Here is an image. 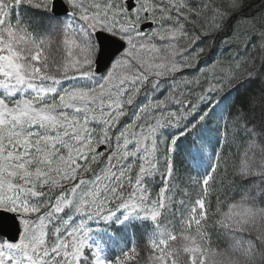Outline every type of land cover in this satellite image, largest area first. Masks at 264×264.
Listing matches in <instances>:
<instances>
[{
    "label": "snow or ice",
    "instance_id": "obj_1",
    "mask_svg": "<svg viewBox=\"0 0 264 264\" xmlns=\"http://www.w3.org/2000/svg\"><path fill=\"white\" fill-rule=\"evenodd\" d=\"M131 214L146 257L89 243ZM142 261L264 264V0H0V264Z\"/></svg>",
    "mask_w": 264,
    "mask_h": 264
},
{
    "label": "trees",
    "instance_id": "obj_2",
    "mask_svg": "<svg viewBox=\"0 0 264 264\" xmlns=\"http://www.w3.org/2000/svg\"><path fill=\"white\" fill-rule=\"evenodd\" d=\"M24 19L31 25L34 31L45 32L48 29L49 20L39 10L29 11L25 14ZM165 131L167 132L168 130ZM198 135L208 143L209 150L207 154L198 156L195 167H192L191 161L193 137L189 136L187 138H182L176 153L177 166L182 169H186L188 166L192 167V170L194 171L192 172L193 175H203L209 170L217 138L216 129L211 121L199 130ZM158 183V178H156L152 186L153 189L159 186ZM224 191L228 198L240 200L245 189L225 187ZM103 225L106 226V228L99 236H101L102 242L105 244L106 257L111 258L119 255L126 250V248L131 247L134 244L138 247V250H141L142 256H147L145 247L148 237L153 234L154 225L152 221L135 220L124 225H117L116 223ZM210 233L213 247H216L219 250H224L230 247L231 239L229 237H226L217 229H210ZM141 264H143V261Z\"/></svg>",
    "mask_w": 264,
    "mask_h": 264
},
{
    "label": "rangeland",
    "instance_id": "obj_3",
    "mask_svg": "<svg viewBox=\"0 0 264 264\" xmlns=\"http://www.w3.org/2000/svg\"><path fill=\"white\" fill-rule=\"evenodd\" d=\"M135 220H150V219L145 218L143 216L138 217L135 214H131L129 220L126 221L124 224L133 222ZM89 223H90V227L92 229V232L89 234L90 235L89 243L93 244V246H98L101 249L102 253L106 256L105 244L102 242L101 236H99L100 234L103 233V231L106 228V226L103 225L105 223L103 221L89 222ZM112 223H115V222H112ZM112 223H109V224H112ZM116 224L117 225H124V224H118V223H116Z\"/></svg>",
    "mask_w": 264,
    "mask_h": 264
},
{
    "label": "water",
    "instance_id": "obj_4",
    "mask_svg": "<svg viewBox=\"0 0 264 264\" xmlns=\"http://www.w3.org/2000/svg\"><path fill=\"white\" fill-rule=\"evenodd\" d=\"M63 15H66V13H64Z\"/></svg>",
    "mask_w": 264,
    "mask_h": 264
}]
</instances>
